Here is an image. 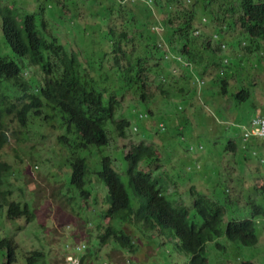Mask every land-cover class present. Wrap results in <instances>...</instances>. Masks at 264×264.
Instances as JSON below:
<instances>
[{
    "label": "clouds",
    "instance_id": "obj_1",
    "mask_svg": "<svg viewBox=\"0 0 264 264\" xmlns=\"http://www.w3.org/2000/svg\"><path fill=\"white\" fill-rule=\"evenodd\" d=\"M20 1L0 0V11L2 12L0 19L8 11L18 14L15 16L17 21L27 15H34L39 21L51 14L58 18L53 12L48 13L43 0H25V7L18 5ZM54 1L59 7L65 8L74 5L78 7L87 6L84 13L74 22L65 23L58 18L61 21L60 28L63 33L61 36L57 35L56 37L62 41L61 43L66 46L69 52L78 54L81 49H84L92 55L94 52L96 54L103 52L117 54L123 62L110 65L113 70L119 66L121 70L126 72V70H131L132 66L136 68V71H141L142 87L136 88L119 82L118 88L114 92L119 93L117 99L119 104L114 109L116 120L119 123L123 121L120 115L130 105H134L139 110L138 115H130L127 119L130 122V126L126 129L127 136L122 138L118 133L119 136L115 138L126 139L133 135L131 131L134 132L135 130L136 132L140 131L145 138L152 140V142L155 139L159 140L158 143L149 146L143 143L140 144L147 149H145L142 159L133 172L132 180L128 174L130 191L127 188L125 189L130 193L133 209L135 211L140 207L144 209L147 203H150L158 217L164 218L170 214L166 205L173 202L176 206H185L191 217H201V212L195 211L192 203L198 194L203 197L202 200H209L211 204L220 207L224 221L222 223L223 230L228 224H249L250 227L247 232L249 233V230L255 231L250 237L258 238V245L252 250L255 254L254 263L258 264L256 258L259 254L257 255L254 250L256 251L259 245H264V207L257 203V198H264V115H260L262 112H259V109L264 107V92L262 91L264 83L258 82L254 86L245 84L246 79L240 74V68L241 65H245L246 70H243V72L248 75L250 69L248 67L250 65L249 59L251 57L255 58L258 54L264 56V45L259 47L263 39L259 35L251 36L241 26L240 16L247 14L246 0H176V2L173 0H159L163 19L166 21L167 16L174 22L175 34L180 39L181 44H193L194 46L188 49L193 56L182 55L179 46L173 54L166 56L165 60L161 62V67L157 70H153V67L157 65L155 46H152L154 42L152 39L141 37L142 33L147 34L148 32L140 27V21L130 17V12H135L137 7L144 8L143 5L154 8L156 6L155 1L158 2V0ZM180 2H190L194 6V9L190 11L194 13L193 24L185 28L184 34L178 30V26L182 25V21L174 17V8ZM66 12L67 14L63 17L72 16L68 11ZM1 26L0 20V32ZM164 29L162 21L158 25L150 26V30L156 35ZM1 34L4 37L3 31L0 33V38H2ZM115 43H117V49L119 50L116 53L113 48ZM1 47L2 44H0ZM239 48L242 49V54H240ZM247 52L251 55L246 56ZM175 57L184 65V69L175 67L169 72L165 67V62ZM61 58H64V56ZM25 59L28 61L27 58ZM57 60V57L53 55L49 63V70L54 67ZM98 60L99 57L96 56L93 64L98 63ZM106 63L111 64L110 61H104L102 64L105 65ZM75 64L77 65V63ZM99 65L101 64L96 65L94 73H91L93 77L99 75ZM39 67L38 61L34 66L29 65L24 70V76L26 78L36 77L37 70H40ZM84 67L87 69V66ZM120 69L116 72H119ZM233 75L237 76L238 79H234ZM129 76L131 77L130 74ZM229 100H232V103ZM166 105H172L174 110H169ZM119 108H121L120 111ZM239 108H241L242 118H240L238 112ZM49 113L50 110L41 109V114H31L25 128L31 124V118H41ZM157 113L177 123L178 130L185 128L186 132L180 135L181 133L176 130L177 127L167 129L166 125L157 119ZM137 117L142 119L141 124L140 122L135 124ZM6 118H15L18 121L15 116L4 117L2 120L0 134L4 132L7 136L4 150L10 142ZM202 118L206 119L204 123L201 120ZM51 119L54 118L51 117ZM195 122L196 124H194ZM149 126L152 130H149ZM212 126H215L214 131ZM52 127L54 128V126ZM193 128V134L189 135V131ZM30 134L35 137L39 135L25 133L24 139L28 140ZM133 136L142 140V136H138V134ZM42 139H45V137L42 136ZM169 140H173V142L170 144ZM41 142L44 144L43 140ZM41 142L38 141V143ZM133 147L138 146L134 145ZM34 151L38 150L33 148L30 155ZM2 153L0 155L1 159ZM125 153L128 154L126 151ZM245 153H248V155ZM219 154L225 155L231 161L237 163L238 167L242 165L244 168H236L230 176H227L226 170L230 163L223 157L218 156ZM105 158L102 160L103 165ZM111 159L113 160V158ZM8 164L13 169L14 163L10 162ZM113 165H115L114 160ZM87 170L90 173L89 166ZM235 172H238V174L247 172L245 176L241 177V181L247 188H252L249 192L238 195V197L231 187ZM13 175H15V171ZM93 180L94 182L91 185L95 190L97 185L103 187L102 182ZM7 185L8 182L2 188L3 191H9ZM213 187H216L215 191H212ZM223 189L226 193H222ZM208 193L211 195H207ZM108 196L109 189L107 187V198ZM107 198L104 197L103 202L100 201L102 209L105 208ZM177 199L179 200L177 201ZM11 200V196L8 197V201ZM88 202L95 206L92 200ZM82 203L87 210L85 202L82 201ZM70 207L72 212L84 220L92 229L90 221L93 217L88 216L89 219L86 220L76 212L75 204L74 206L70 205ZM101 211H98L95 206L93 210L88 212L92 213L95 218L99 217L100 223H103L105 216L99 215L102 214ZM241 211L245 213L240 215ZM4 218L9 220L7 212L6 214L2 212L1 221ZM201 224L202 217L199 225ZM92 230L94 231L96 228ZM1 234L2 236H11L6 231H2ZM90 234H93V232H90ZM125 234L130 236L134 252L122 251L113 242L107 246L102 245V248L108 247L110 249L109 262L113 263V254L117 256L118 254L125 255V264H143L147 262L150 259L149 256L141 261L138 259L144 250L141 247L147 246L145 243L142 245L143 242L140 245V242L144 239L133 234L130 228L125 229ZM239 236L243 235L239 232H233L232 234L234 239ZM89 237L90 243L92 235ZM226 242L229 241L225 240L224 243ZM89 243L86 245L85 241H81L78 245L76 244L73 249L74 252L67 253L66 264H81L84 257H89L88 253H85V256L81 258L78 256V254L88 250ZM171 244L174 245V243ZM151 247L154 248V245ZM67 248L69 249V247ZM21 261L20 259L18 264ZM189 261L190 259L186 264H189ZM242 261L239 262L242 263Z\"/></svg>",
    "mask_w": 264,
    "mask_h": 264
},
{
    "label": "trees",
    "instance_id": "obj_2",
    "mask_svg": "<svg viewBox=\"0 0 264 264\" xmlns=\"http://www.w3.org/2000/svg\"><path fill=\"white\" fill-rule=\"evenodd\" d=\"M173 1L176 2V0ZM155 3L154 8L143 5L144 8L137 7L135 12H130V17L140 21V27L148 32L147 34L142 33L141 37L152 39L154 42L152 46H155L157 65L153 67V70L159 69L166 56L173 54L179 46L182 55L193 56L188 49L194 46L193 44H181L180 39L175 34L174 22L167 16L165 21L159 0ZM61 8L68 11L72 16L63 17L67 12ZM86 8L87 6L78 7L76 5L65 8L59 7L57 4V7H55L57 10L52 12L65 23H71L78 19ZM193 9L194 6L190 2L177 3L174 8V17L182 21V25L178 26V30L182 34H184L187 26L193 24L194 13L190 12ZM246 10L247 14L240 16L241 26L251 36L259 35L263 39L262 43L259 44V47H261L264 45V0H246ZM0 14H2L1 11ZM4 14L0 19L2 23L1 32L3 31L5 41L12 54L2 55L0 52V130L4 117L15 116L21 126L25 127L31 114L39 115L41 109H46L58 111V113L53 114L52 118L59 116L64 121H68L67 132L73 135L72 139H75V145L80 141L79 145L84 149L88 150L96 147L100 150L102 147H111L114 140L118 139L115 138L116 136L120 134L122 138L126 137V129L130 126L127 119L130 115H138L139 110L134 105H130L120 115L123 121L119 123L116 120V114H114V109L119 104L117 100L119 93L114 92L117 90L119 82L136 88L142 87L141 71H136V68L132 66L131 70H126V72L121 70L119 66L113 70L110 65L123 62L117 54L104 52L96 54L94 52L92 55L84 49H81L78 54L69 52L66 46L61 43L62 41L56 37L57 35L61 36L63 31L60 28L61 21L52 14L40 21L34 15H27L17 21L15 16L18 14L16 12L8 11ZM160 21L164 23L165 29L156 35L150 30V26L158 25ZM109 23L107 24L109 25ZM113 48L115 53L119 52L117 43L114 44ZM239 50L242 54V49L239 48ZM53 55L58 60L54 63V67L49 70V63ZM250 55L249 52L246 53V56ZM62 56L64 58H61ZM96 56L99 57V60L94 65ZM109 56H111L110 60ZM37 61L40 70H37L36 77L26 78L24 70L29 65L34 66ZM104 61H110L111 64L106 63L105 66L102 64ZM249 63L248 75L243 72V70H246L245 65H241V68L237 67L240 68V74L246 79L245 84L254 86L258 82L264 83V56L258 54L255 58L251 57ZM98 64H101L98 68L100 73L97 77H93L91 73H94ZM84 66H87V69ZM165 67L169 72L175 67L184 69V65L177 57L165 62ZM118 69L120 71L116 72ZM262 91L264 92V87ZM120 109L118 110L120 111ZM259 112H262L260 115H264V107L260 108ZM141 120L137 117L135 124ZM201 120L203 123L206 121L205 118ZM178 128L179 126L176 130ZM149 130H152L150 126ZM178 131L182 135L186 132V129L182 128ZM193 132L194 128L188 134L192 135ZM6 143L7 136L4 132H1L0 155ZM145 149L147 148L144 145L133 147L125 155L131 180L133 179V172L146 151ZM245 154L248 155V153ZM218 156L223 157L230 163L227 170L225 168L227 176H230L236 168H244L242 165L238 167L237 163H234L223 154ZM104 160L103 170L95 178L96 182H103L109 189L105 208L102 209V214H99L105 216V220L97 226L99 228L100 236H98V240L100 246H107L113 242L122 251L134 252L130 236L125 234V229L130 228L133 234L144 240H155L160 246L166 245L167 242L174 243L175 255L190 259L189 264H210L208 253L213 243L223 236L229 241L228 243L242 246L249 249V251H252L258 245V238L250 237L255 231L249 230V233L247 232L250 227L248 223L243 225L228 224L223 230L222 223L224 221L220 207L211 204L209 200H202L203 197L198 194L192 203L193 209L201 212V225H199L201 222L200 216V218L191 217L185 206H176L173 202L166 205L170 214L164 218L158 217L150 203H147L144 209L140 207L135 211L131 204L130 193L126 191V186L113 167V160L111 158H105ZM87 168V158H77L72 165L71 183L75 191L79 190L77 193L82 201L88 202L94 199L95 203H93L97 206L101 203L100 196L98 191L91 185L94 180L90 178ZM11 170L10 164L0 160V212L6 211L10 221L21 222L26 220L28 223H32L36 221L37 214L30 204L19 201L9 202L8 197L11 196V192L2 190L3 178ZM215 189L216 187H213L212 191H215ZM222 193H226L225 189L222 190ZM62 194L63 197L68 198L69 204L74 206L75 198ZM22 200L27 202L23 195ZM233 232H239L243 236L234 239L232 237ZM2 237L0 239V264H18L20 259L23 260V258H20L21 248L19 242L12 236ZM224 245L227 244L224 243ZM215 246L220 250L224 249L218 243H215ZM45 256L44 252L36 251L32 256L26 258V263L40 264ZM89 259L90 263L93 264L91 261L92 256L84 257L81 264H88ZM254 259L252 252L250 260L252 262L243 260L242 264H256Z\"/></svg>",
    "mask_w": 264,
    "mask_h": 264
},
{
    "label": "rangeland",
    "instance_id": "obj_3",
    "mask_svg": "<svg viewBox=\"0 0 264 264\" xmlns=\"http://www.w3.org/2000/svg\"><path fill=\"white\" fill-rule=\"evenodd\" d=\"M43 4L48 13L57 10L55 9L57 4L54 0H43ZM18 5L20 7H25V0H21ZM1 36L0 44H2V47L0 51L2 55H7L11 53V50L6 44L2 34ZM233 78L236 80L238 79L235 75H233ZM229 101L232 103V100ZM166 107L169 110H174L172 105H166ZM56 112L57 111L50 110V113L46 115L48 118H46L45 115L41 118H31V124L26 128L22 127L15 118H6L10 142L2 153V159L0 156V160L7 163L12 162L14 165L11 172L3 178V188L6 186V182H8V190L12 192L11 201L30 204L37 214V220L32 224H29L26 220H22L21 222L18 221V224L6 218L1 221L2 212H0V239L3 238L1 234L2 231H6L11 234V236L17 238L21 248L20 256L23 258L20 264H26V258L32 256L36 251H42L46 254L45 260L40 262V264H66L67 253L74 252L73 249L76 244L78 245L81 241H85L87 245L90 240L89 236L92 235L88 250L78 254L79 258L84 257L85 253H88L92 256L91 261L93 264H125V255L123 254H118V256L113 254V263H110V249L100 246L98 240V236H100L99 228H97L100 223V218H95L92 213L88 212L95 207L92 206L90 202H85L87 210L85 209L82 199L77 193L79 190L77 189V191H75L73 189L71 183L73 175L72 165L77 158H87L90 170L89 176L93 180L95 179V175L103 170V158L111 157L115 163V165H113L114 169L120 174L123 183L128 191H130L125 151L129 153L134 145L139 146L143 143L149 146L150 144L158 143L159 140L155 139L154 142H152V140L145 138L140 131L136 132L134 130V132L131 131L133 135L138 134V136H142V140L136 139L135 136L130 135L126 139L118 138L114 140L110 148L99 150L96 147H92L87 150L79 145L80 141L75 145V139H72L73 135L67 132L68 121H64L59 116L51 119ZM238 112L240 113V118H242L241 108L238 109ZM157 119L161 120L166 125L167 129H174L177 127V123L168 118L166 119V117L160 113H157ZM52 126H54V128ZM214 129L215 126H212L213 131ZM25 133L39 135L35 137L33 134H30L29 139L25 140ZM42 136H44L45 139H42ZM61 137L65 138L60 139ZM209 139L211 140V137ZM42 140L44 144H42ZM38 141L41 143H38ZM172 142L173 140H169L170 144ZM33 148L38 151H34L30 155ZM14 171L15 175H13ZM246 174L247 172H242L240 174L235 172L233 174V183L231 187L237 197L238 195H244L252 189L247 188L241 181V177ZM102 186L103 187L99 185L96 186L101 202H103L104 197L107 198V187L105 184ZM23 193H25L23 197L27 202L22 200ZM62 193L75 198L76 212L79 213L82 218L88 220V216L93 217L91 218L90 224L92 225V229L96 228L95 231H92L84 220L72 212L68 203V198L63 197ZM207 195L211 194L208 193ZM178 200L179 199H177V201ZM93 202L95 203L94 199ZM257 203L264 207V198H257ZM96 207L98 211H101V204ZM4 213L6 214V211ZM244 213L245 212L241 211L240 215ZM90 232H93V234H90ZM225 240L227 239L223 236L213 243L208 253V258L211 261L210 264H242L239 262L240 260L250 262L253 251H249V249L234 243L226 242L227 245H224ZM141 243L142 245L145 243L147 246L141 247V249L144 250L138 257L139 261L144 260L147 256L150 257V259L143 264H186L188 262L186 257H178L175 255L174 245L171 243L160 246L157 241H149L147 239L142 240L140 245ZM215 243L222 245L224 249H218ZM152 245H154V248L151 247ZM67 247H69V249ZM255 253L257 255L259 254L256 258V262L262 264L264 262V256L260 255H264V245H259ZM88 264H91L90 259L88 260Z\"/></svg>",
    "mask_w": 264,
    "mask_h": 264
}]
</instances>
